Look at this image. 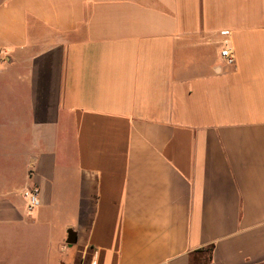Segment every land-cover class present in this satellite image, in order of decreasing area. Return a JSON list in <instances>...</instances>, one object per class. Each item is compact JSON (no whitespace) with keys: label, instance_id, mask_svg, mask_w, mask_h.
<instances>
[{"label":"crops","instance_id":"crops-1","mask_svg":"<svg viewBox=\"0 0 264 264\" xmlns=\"http://www.w3.org/2000/svg\"><path fill=\"white\" fill-rule=\"evenodd\" d=\"M42 228L74 264H264V0H0V254Z\"/></svg>","mask_w":264,"mask_h":264},{"label":"rangeland","instance_id":"rangeland-1","mask_svg":"<svg viewBox=\"0 0 264 264\" xmlns=\"http://www.w3.org/2000/svg\"><path fill=\"white\" fill-rule=\"evenodd\" d=\"M36 240H33V245L30 247V251L27 254H22L21 251L25 249L23 245H21L18 250L15 252L12 249H8L5 247L3 252L0 254V264H12L16 262V264H74V251L76 250V246L69 247L67 246L64 249H58L56 246L48 247L49 241L45 239V228L38 229ZM58 235V232L55 233ZM16 243V242H15ZM12 248V246H11ZM59 250V251H58ZM50 257L49 262H43V259L46 257Z\"/></svg>","mask_w":264,"mask_h":264},{"label":"built area","instance_id":"built-area-1","mask_svg":"<svg viewBox=\"0 0 264 264\" xmlns=\"http://www.w3.org/2000/svg\"><path fill=\"white\" fill-rule=\"evenodd\" d=\"M221 55L228 65L233 66L235 64V59L229 49L223 50ZM40 194V189L37 186L27 187L23 192V197L26 200V205L29 212H33L40 206ZM97 260L98 252H94L89 261L83 264H97Z\"/></svg>","mask_w":264,"mask_h":264},{"label":"water","instance_id":"water-1","mask_svg":"<svg viewBox=\"0 0 264 264\" xmlns=\"http://www.w3.org/2000/svg\"><path fill=\"white\" fill-rule=\"evenodd\" d=\"M66 244L70 247L77 244V234L73 230H68Z\"/></svg>","mask_w":264,"mask_h":264}]
</instances>
